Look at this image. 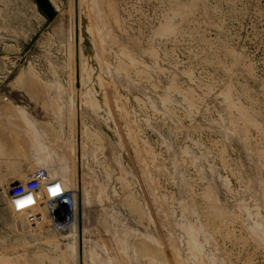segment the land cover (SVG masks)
<instances>
[{"label":"rangeland","instance_id":"374dc122","mask_svg":"<svg viewBox=\"0 0 264 264\" xmlns=\"http://www.w3.org/2000/svg\"><path fill=\"white\" fill-rule=\"evenodd\" d=\"M40 4L0 25V107L35 108L78 219L0 206V264H264V0Z\"/></svg>","mask_w":264,"mask_h":264},{"label":"crops","instance_id":"0c3cea01","mask_svg":"<svg viewBox=\"0 0 264 264\" xmlns=\"http://www.w3.org/2000/svg\"><path fill=\"white\" fill-rule=\"evenodd\" d=\"M0 10V25L10 21L9 14H14L13 23L20 24L22 16H28L27 29L32 35L38 32L40 22L45 25L50 19L40 0H0ZM39 121L34 107H0V206L9 207L8 186L29 177L40 166L37 159H46L45 153L39 152V143L45 142L44 135L37 137L43 133Z\"/></svg>","mask_w":264,"mask_h":264},{"label":"built area","instance_id":"2783aa9c","mask_svg":"<svg viewBox=\"0 0 264 264\" xmlns=\"http://www.w3.org/2000/svg\"><path fill=\"white\" fill-rule=\"evenodd\" d=\"M19 59L12 61L11 65L18 63ZM60 185L61 192L52 197L49 189ZM7 199L14 214L26 215L29 225L38 226L43 222L42 208L48 213V222L55 231H66L78 219L79 196L76 189L65 186L59 178H55L46 167L34 170L26 179L11 183L7 188ZM32 195L34 203L18 210L15 201Z\"/></svg>","mask_w":264,"mask_h":264},{"label":"clouds","instance_id":"9594fccd","mask_svg":"<svg viewBox=\"0 0 264 264\" xmlns=\"http://www.w3.org/2000/svg\"><path fill=\"white\" fill-rule=\"evenodd\" d=\"M44 162H45V161L42 160V159H37V161H36V163H37L38 165H43ZM56 186H59V187L57 188ZM56 186L52 187L53 192H56V191H60V192H61L60 185L57 184ZM50 194H51V193H50ZM51 196L54 197L53 194H51ZM32 201H33V196H32V195H27L25 198L19 199V206H20L21 209H23L25 206L31 204ZM15 203H16V201H15ZM16 206H17V204H16Z\"/></svg>","mask_w":264,"mask_h":264},{"label":"snow or ice","instance_id":"6c2138e0","mask_svg":"<svg viewBox=\"0 0 264 264\" xmlns=\"http://www.w3.org/2000/svg\"><path fill=\"white\" fill-rule=\"evenodd\" d=\"M56 187L58 188L59 186H56ZM49 191H50L51 194L54 195V197H56V196H58L60 194V191L53 192L52 188H50ZM33 203H34V200L32 201L31 204H33ZM16 204H17V209L20 210L21 208L19 206V200L16 201ZM31 204H29V205H31Z\"/></svg>","mask_w":264,"mask_h":264}]
</instances>
